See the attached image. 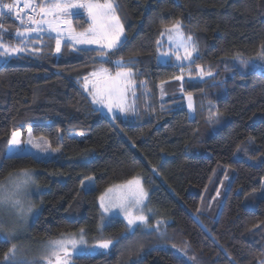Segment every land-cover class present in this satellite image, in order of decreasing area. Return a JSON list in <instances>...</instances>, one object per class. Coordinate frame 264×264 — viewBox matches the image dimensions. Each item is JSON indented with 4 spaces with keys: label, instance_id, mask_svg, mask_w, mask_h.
Listing matches in <instances>:
<instances>
[{
    "label": "trees",
    "instance_id": "16d2710c",
    "mask_svg": "<svg viewBox=\"0 0 264 264\" xmlns=\"http://www.w3.org/2000/svg\"><path fill=\"white\" fill-rule=\"evenodd\" d=\"M113 3L126 38L107 61L98 48L70 43L56 53L55 36L45 35L38 53L0 64V182L33 169L45 187L30 236L46 241L83 229L90 241H119L73 256L75 264H264V0ZM72 20L78 30L91 23L84 11ZM176 22L197 45L191 71L157 58L162 32ZM119 59L134 61L135 108L130 117L111 119L83 82L100 65L115 69ZM197 65L212 76H201ZM212 112L218 119L209 120ZM28 127L60 154L36 158L26 145ZM13 131L26 154L9 159ZM228 171L233 179L220 197ZM136 175L148 191L149 223L164 219L165 227H138L122 239L129 229L114 217L100 231V195ZM89 176L94 187L82 191ZM9 249L0 237V264Z\"/></svg>",
    "mask_w": 264,
    "mask_h": 264
},
{
    "label": "snow or ice",
    "instance_id": "6c2138e0",
    "mask_svg": "<svg viewBox=\"0 0 264 264\" xmlns=\"http://www.w3.org/2000/svg\"><path fill=\"white\" fill-rule=\"evenodd\" d=\"M23 5L22 7L20 5ZM116 7L112 0H13L12 3H4L0 0V10L6 9L9 13L15 11L16 19L22 20V12H30L27 16L28 24L23 32L17 35L21 38L23 44L30 42L32 33H54L55 34V52H61L62 36L64 30H67L68 37L64 42H73L76 45H97L100 52L99 59L107 58L119 50L124 35L123 24L120 17L116 14ZM83 9L91 23L83 32H77L71 22L66 19L74 14V10ZM3 12L0 11V15ZM36 17H39L37 19ZM180 23L176 22L171 28H166L169 41L175 45V51L171 55L175 56L177 61H194L193 53L197 52L192 37H185L180 31ZM164 35V33H162ZM40 46L33 45V53L39 52ZM183 49L184 55L179 54V50ZM26 49L23 46L11 47L0 42V57L10 54H19ZM163 55L168 56L169 53ZM261 58L264 60V44L261 45ZM115 71L106 67H100L94 70L90 76L94 79H84L85 90L92 97V103L107 107L112 112L114 107L122 113L134 111V108L126 104V96L131 87H134L133 77L137 74L134 71V61L129 59L125 61L119 59L113 62ZM245 67H251L252 62L240 60ZM191 71V69H189ZM196 70L201 76L211 77V72H205L204 69L197 65ZM183 75L176 76L174 79L183 80ZM164 83L163 81L161 82ZM91 85V87H89ZM189 105L191 109V96H189ZM211 107V106H210ZM116 117L113 116V119ZM218 119L216 113H210L209 120ZM20 132L13 131L8 139V149L5 151L6 158H18L26 154V150L22 149ZM27 143L33 148L47 152L48 148L43 147L41 143H33L30 138ZM32 171L22 169L16 176L9 174L7 183L0 182V234L11 237L15 231L14 228H6L5 215L15 216L17 219L26 218L33 211L30 204L27 203L28 186L32 183ZM219 195V192H217ZM148 197V192L144 188L139 177H133L123 183L115 184L105 190L100 197L101 213V230L104 227L105 214L118 209L124 214L126 220V228L128 232L124 233L122 239H126L129 235L135 234V229L140 225H147L148 216L144 215V207ZM140 214H136V213ZM151 214V213H149ZM158 221L155 228H146L145 231H159L160 224ZM119 241L112 239L97 240L89 251L95 252L99 249L108 250ZM86 244L84 239V230L81 229L78 234H62L60 239L49 241L45 245L44 260L46 264H73L72 257L79 255L81 247ZM182 255L187 253L184 249H178ZM3 264H40L36 260H26L22 256H18L16 246L13 245L8 252L4 254ZM194 259V258H193ZM139 264V261L136 262Z\"/></svg>",
    "mask_w": 264,
    "mask_h": 264
},
{
    "label": "rangeland",
    "instance_id": "374dc122",
    "mask_svg": "<svg viewBox=\"0 0 264 264\" xmlns=\"http://www.w3.org/2000/svg\"><path fill=\"white\" fill-rule=\"evenodd\" d=\"M112 3H113V0H112ZM113 5H114V3H113ZM4 27H3V29L1 30V33H0V42H2V40L4 39V35L7 32V30H8V27H6V26H4ZM167 28H171V27H167ZM165 29L162 32V33H164V35L161 34L160 40H159L160 47H159L158 56H157L158 60L161 61V62L172 61V62L178 64L179 66H181V69H182L183 72H184V70H185V72H187V70L189 69V67H187V64L190 63L191 61H177L175 59V56L171 55V53H173L176 49H175V45H173L169 41L168 35L165 32ZM180 31L183 33L181 27H180ZM183 35H184V33H183ZM125 38H126V32H125V29H124V35L122 37V42H123V40ZM193 42H194V44L196 46V49H197V45H196L194 40H193ZM74 45L75 46H80V45H76V44H74ZM16 46L17 45H13L12 47H16ZM85 47L98 48L99 46H97V45H87ZM164 53H169L170 55L165 56V55H163ZM179 54L181 56L184 55L183 49L179 50ZM196 54H197V52H194L193 56H195ZM16 55L17 54L8 55L9 60L12 57L16 56ZM4 57H6V56L0 57V64L6 62L5 60H3ZM99 68H97V69H99ZM106 68H109L110 70H112L113 73L115 71V69H113V68H110V67H106ZM90 74L87 76L89 78V80L94 79L93 77L90 76ZM83 87H84V82H83ZM89 87H91V85H89ZM134 88H135V86L131 87L129 89V92H128L127 96H126V104L132 106L133 108H135L134 107V103H133L134 97H135L134 96L135 95V92H134L135 89ZM188 98H189V96H188ZM188 98H187V102H188V105H189V99ZM191 104H192V108L191 109L189 108V110H190L191 116H193L194 115V105H193L192 99H191ZM95 105L99 109H101L102 112H104L106 115H108L111 119H113V116L127 118V117H130L131 114L133 113V111H129L127 113H122V112H120L119 109H117L115 107H114L112 112H109L107 107H105L103 105H99V104H95ZM30 138L32 139L33 143H38L39 142V143L42 144L43 147L48 148V151L47 152H43V151H41L39 149L33 148L31 145H29L27 143V141ZM26 145L31 149L33 155L36 158L43 159V160L55 158L61 152L60 148H56V147L51 146L49 141H48V139L46 137L35 135L33 133L32 127H28L26 129ZM132 146L135 147L133 144H132ZM29 170L32 171V181L33 182L28 186L29 195L27 197V203L31 205L33 211L31 213H29L26 218H23V219H17L15 216H11V215H7L6 214L5 215V219H6L5 227L6 228H14L15 231H14V233H13V235L11 237H7V236H5L3 234H0V237L2 239L7 240L10 243V248H12L13 245L16 246L18 256H22L23 258H25L26 260H29V261L36 260V261H39L40 264H46V261L44 260L45 245L49 241H53V240H57V239L46 240V241H35L30 236L31 225L33 224L35 219L38 217V215H39V213H40V211L42 209V203L41 202L38 203V200L40 198V195H41L42 191L45 189V187L42 186V185H39L37 183L36 171L33 170V169H29ZM19 172L20 171L15 172L12 175L16 176ZM134 177H139L141 179L142 183H143V178H142L141 175H136ZM232 179H233V173L228 171V173L225 175V177H224V179L222 181L221 187H220V189L218 191L220 197H223L226 194V192L228 191V189H229V187L231 185ZM7 180H8V178L6 180H4V181H1V182L7 183ZM143 186H144V183H143ZM93 187H94V177L93 176H89V177L85 178L83 180L82 184H81L82 191H87L89 189H92ZM144 188H145V186H144ZM263 189H264V186H263ZM103 193H105V191ZM99 205H100V200H99ZM100 209H101V212H102L103 210H102L101 207H100ZM149 213H151V211H150V209L148 207V197H147L143 214L150 218V214ZM136 214H140V213L137 212ZM114 217H120L126 222V220L124 219V214L122 212H120L118 209H113L112 212H110L108 214H105V221H104L103 229L108 225L110 220L112 218H114ZM149 218H148L147 225H143L142 224L139 227H142L144 229H146V228H155L158 221H163V223H161L160 226H159V230H161V229H163L165 227L166 223L168 222L167 220L159 219L154 224H150L149 223ZM99 230L102 231L101 230V221L99 223ZM78 233L79 232H77L76 234H78ZM58 239H60V238H58ZM84 239L86 241V244L83 245V246H79L82 249L80 253L90 254V253L101 252L102 249H99V250H97L95 252L89 251V249H91L94 245H96L97 240H94V241L88 240L87 237L85 236V233H84ZM98 240H100V239H98ZM72 260H73V264H75V260L73 259V257H72Z\"/></svg>",
    "mask_w": 264,
    "mask_h": 264
},
{
    "label": "crops",
    "instance_id": "0c3cea01",
    "mask_svg": "<svg viewBox=\"0 0 264 264\" xmlns=\"http://www.w3.org/2000/svg\"><path fill=\"white\" fill-rule=\"evenodd\" d=\"M82 11L86 12L83 9H76V10H74V14L72 16L66 17V19H68L71 22V24H72V26L74 28H75V26H74V23H73L72 18H73V16L76 13L82 12ZM21 17H22L23 22L21 20H17L16 19V14L15 13L12 15L11 19H14L15 25H14V23H10V24L6 25V27H8V30H7V32L4 35V39L2 40L3 43H5V44H7V45H9L11 47L13 45L23 46L26 49L24 52H26V51L27 52H33L32 51L33 50V45L39 46L40 43H41V41H42L43 36H45V35H53V36H55L54 33H43V34L32 33L31 36H30V38H29L30 39V42L27 43L26 45L23 44L21 38L17 35V33L24 31V28L27 26L28 21H27V15L21 14ZM76 31L77 32H83L85 30H78V29H76ZM67 37H68V33H67V30L65 29L64 30V33H63V36H62V44L65 43L64 41L67 40ZM67 43H70L75 48H82V47L87 46V45L75 46L70 41H68ZM3 60L8 61L9 60L8 55L6 57H4ZM104 66L107 67L106 65H100V66H98V68L99 67H104Z\"/></svg>",
    "mask_w": 264,
    "mask_h": 264
},
{
    "label": "built area",
    "instance_id": "2783aa9c",
    "mask_svg": "<svg viewBox=\"0 0 264 264\" xmlns=\"http://www.w3.org/2000/svg\"><path fill=\"white\" fill-rule=\"evenodd\" d=\"M4 3H12L13 0H3ZM21 7L23 6L22 4L20 5ZM3 12L2 15H0V33H1V30L3 29L6 21L12 17V15L15 13V11L9 13L6 9H2L0 10ZM21 14H25V15H29L31 14L30 12H22ZM37 19H39V17H36Z\"/></svg>",
    "mask_w": 264,
    "mask_h": 264
}]
</instances>
